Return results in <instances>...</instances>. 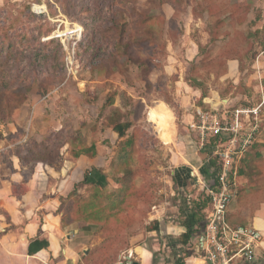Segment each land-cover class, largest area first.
I'll return each instance as SVG.
<instances>
[{
	"label": "rangeland",
	"instance_id": "374dc122",
	"mask_svg": "<svg viewBox=\"0 0 264 264\" xmlns=\"http://www.w3.org/2000/svg\"><path fill=\"white\" fill-rule=\"evenodd\" d=\"M143 16L154 17L155 21L153 29L147 31L149 46L139 54L134 48L136 42L131 48L118 46L116 25L127 18L134 31L136 21L145 25ZM1 28L10 34L30 30L41 33L38 41L16 40L17 48L6 66L8 73L3 76L0 89L24 94L17 108L0 113V145L6 149L0 160L5 169L10 167L11 154L40 144L48 150L25 153L23 163L29 165L34 158L41 157L58 164L65 152L71 155L67 133L77 130L101 150L102 164L98 168L107 178L106 189H117L115 178L122 174L117 163L122 140L110 138L108 128L116 120L131 121L125 135L136 140L137 151L130 160L135 196L123 212L102 225H88L80 220L68 224L70 233L83 243L80 248L86 249L85 258L82 256L85 264L124 261L125 249L131 241L136 243L139 234L151 225L150 219L161 205L185 203L196 208L193 192H197V186L191 188V196L182 194L183 198H178L174 167L184 156L194 166L202 162L204 172L209 166L205 159L210 158L211 146L199 149L200 157L191 148L192 155L176 153L177 141L183 145L186 140L194 146L190 138H197L181 122L174 101L175 89L183 91L182 87L175 83L167 95L162 86L166 84L163 76L150 88L144 82L154 68H161L167 53L180 59L174 64L177 70L188 73L193 67L190 75L203 80L208 103L251 108L264 96V0H0ZM200 30L205 32V44H200ZM184 36L203 48L195 56L196 67L195 58L186 60L182 55ZM135 56H148L143 68L137 66L132 58ZM228 60L238 61V69L220 81L218 77L226 72ZM176 75L171 78L176 79ZM163 98L169 99L170 104H164ZM6 102L4 99L3 103ZM159 113L170 117L167 144L161 140L165 135L160 126L152 121ZM259 114L261 131L253 145L262 157L255 163L263 170L259 183L264 185V104ZM89 190L88 185H78L74 193L85 196ZM200 193L197 198L202 195V202L198 207L205 202ZM73 210L74 203L65 205L66 213L72 214ZM199 211L198 216H202Z\"/></svg>",
	"mask_w": 264,
	"mask_h": 264
},
{
	"label": "crops",
	"instance_id": "0c3cea01",
	"mask_svg": "<svg viewBox=\"0 0 264 264\" xmlns=\"http://www.w3.org/2000/svg\"><path fill=\"white\" fill-rule=\"evenodd\" d=\"M199 33L202 35L199 38L200 44H205L207 42L205 32L200 30ZM183 38L186 45L183 39L182 55L186 60H193L199 54L200 45L192 39L187 40L185 36ZM164 58L161 68H154L147 79L153 86L158 77L163 76L166 84H160L167 95L172 92L171 87L175 83L176 86L179 84V87H182L183 91L175 89L174 101H176L177 110L180 111L177 113L179 112L181 122L188 130L195 107L200 105V102L207 107L204 101L207 102L208 97L202 98L201 90L188 84L187 71L184 72L181 68L176 69L175 65L180 62L177 56L167 53ZM195 61H197L196 58ZM238 64V61L228 60L226 72L218 79L223 81L229 77L237 71ZM175 74L177 78H171ZM169 99L171 101L170 97ZM168 100L162 99L164 104L169 105ZM145 107L149 109L147 105ZM169 118L165 113H159L152 118V121L160 126L159 130L165 137L168 135L166 131ZM108 136L118 138L112 127L108 128ZM190 139L194 141V146L188 145L185 140L184 148H182L183 145L177 141L174 145L175 152H188L192 155L190 152L193 149V153L199 155V149L204 148L199 147L197 138ZM96 149L97 155L93 158L84 155L74 158L65 152L58 164L31 162L27 165L11 154L8 170L4 168L0 160V264H85L82 256L85 258L86 249L80 248L83 243L78 237L77 240L74 238L75 234L70 233L68 226H62V212L59 206L60 200L83 180L87 169L92 166L99 167L102 164L101 150L97 146ZM4 150L6 149L0 145V154ZM209 153L212 154L211 147ZM178 159L180 161V158ZM208 160L209 158H206L205 162L208 163ZM202 164L200 162V165L194 166L181 156V161L177 167H174L178 198H183L182 194L191 196V188L197 186V192H193L195 202L197 201L196 208L192 209L188 203V206L185 203L179 206L170 204V207L161 205L156 215L150 219L151 223L149 222L153 225V221L159 220L156 225L158 229H144L136 239L137 242L131 241L130 246L125 249L122 254L124 261L118 260L117 264H205L198 247L203 236V229L195 223V218L198 217L199 209L203 212L206 202L198 207L202 202V195L199 196L200 199L197 198V195L202 192V184L196 181L195 177L190 176V173L194 172L199 180L204 182L205 177L201 172ZM239 166L240 162L235 176L236 194L227 208L226 218L231 225H249L261 232L262 240L256 248L255 258L251 264H264V185L257 179L251 184L248 177L238 173ZM166 208L170 209L171 214ZM72 229L77 232L75 228ZM190 230L194 232L183 244L181 236Z\"/></svg>",
	"mask_w": 264,
	"mask_h": 264
},
{
	"label": "trees",
	"instance_id": "16d2710c",
	"mask_svg": "<svg viewBox=\"0 0 264 264\" xmlns=\"http://www.w3.org/2000/svg\"><path fill=\"white\" fill-rule=\"evenodd\" d=\"M123 12V11H122ZM154 17H144L141 18L142 23L145 22L144 26H141L138 21L135 22L137 28L133 31L129 28L130 21L126 18L125 21H122L120 24L116 25L118 30V41L117 45L124 48H131V45L136 42V46L134 47L138 54L141 50L145 49L149 46V41L147 39V31H151L153 29ZM162 23L164 22V17L161 19ZM158 22V21H157ZM141 28V29H140ZM139 29V31H137ZM0 88L2 83L4 82V75L8 73L6 66L8 65L9 60L15 53L17 48L16 40L19 38L26 39V41L35 38L38 41V37L41 35L40 30L31 31L29 33H18L14 32L12 34L7 33L6 29H0ZM37 34V35H36ZM39 34V35H38ZM51 40V39H50ZM48 42V41H46ZM135 45V44H134ZM203 52V48L199 46V53ZM150 57V54H148ZM146 57H132L134 61L137 63V66H141L145 64L147 59ZM203 56L201 55V60ZM127 59V58H126ZM151 60V58H150ZM198 61L194 62V66ZM200 64V63H199ZM201 65V64H200ZM203 65V64H202ZM147 66V65H145ZM193 66V65H191ZM153 64L151 66V69ZM193 68V67H192ZM192 68L189 69L188 75L186 76V81L192 87L199 88L202 93V98L206 96V88L204 87V82L202 79L196 76H191ZM150 69V70H151ZM192 69V70H191ZM149 70V71H150ZM144 82L147 88L151 87V83L148 81L147 77H144ZM6 99L7 102L3 103V100ZM24 100V94L20 91H9L8 88L0 89V113L6 112L10 113L12 110L17 108L18 105L22 103ZM201 106H204L202 102H200ZM4 108V109H3ZM119 112V111H118ZM5 114V113H4ZM122 116L124 113H120ZM112 130L117 133L118 138L121 139L119 143V151H118V161L117 163L121 165L119 172H121V176H116L115 178L119 187L114 190H108L107 185L108 181L103 173L98 167L92 166L84 172L83 180L76 184L72 191L68 193V195L60 200L59 210L62 212L61 216V224L62 226H68L71 224L73 220H80L86 222L88 224H103L110 219L116 218L117 215L123 212L126 207L130 203V199L133 198L136 194V183L131 178L133 177V172H131L134 167H132L130 160L133 159L136 153V140L135 137L130 135H125L126 129L131 126V121L126 120H116L113 123H110ZM67 140L69 141V152L72 157L76 158L80 155H84L89 158H93L97 155L96 145L94 143H88L84 135L80 131H73L67 133ZM62 146V145H60ZM256 146L252 145L249 151L245 154V156L240 161V166L238 169V173L240 175H244L248 177V181L253 184L256 179L259 178L263 174V170L259 166H257L258 160H260L261 154L258 149H255ZM47 151L48 148L46 145L40 144L36 146H31L26 148L23 153L20 151H16L13 153L18 157L20 162H24L26 160L23 155L26 154H37L38 150ZM58 149V148H57ZM33 162H46L48 164H52L49 161L47 162L45 158H34ZM257 160V161H256ZM209 168L205 169L203 173L205 177V184L212 185L214 180L212 179L215 172L218 168V161L215 156L212 154L208 160ZM250 164V165H249ZM210 169V170H209ZM118 172V173H119ZM253 176V177H252ZM256 176V177H255ZM209 178V179H208ZM78 185H88L90 190L89 193L85 196L79 195L77 196L74 192L76 191ZM69 202L74 203V210L72 214L66 213L65 205H68ZM71 216H73L71 218ZM159 220L153 221V225L146 227V230H157ZM195 223L198 226H201V229L204 228V215L198 216L195 218ZM194 231L190 230L185 232L181 236V242L184 244L187 240L192 236Z\"/></svg>",
	"mask_w": 264,
	"mask_h": 264
},
{
	"label": "built area",
	"instance_id": "2783aa9c",
	"mask_svg": "<svg viewBox=\"0 0 264 264\" xmlns=\"http://www.w3.org/2000/svg\"><path fill=\"white\" fill-rule=\"evenodd\" d=\"M209 103L204 101L207 107H195L192 122L188 125L196 133L199 147L211 146L212 155L218 161L212 185H206L196 173H190L202 184L206 202L199 251L205 264H251L262 234L253 226L231 225L226 212L236 194L238 164L261 131L259 112L264 96L257 106L251 108H226Z\"/></svg>",
	"mask_w": 264,
	"mask_h": 264
},
{
	"label": "bare ground",
	"instance_id": "6f19581e",
	"mask_svg": "<svg viewBox=\"0 0 264 264\" xmlns=\"http://www.w3.org/2000/svg\"><path fill=\"white\" fill-rule=\"evenodd\" d=\"M161 140L164 141V143L170 142V135L169 134L166 135V137L165 138H161Z\"/></svg>",
	"mask_w": 264,
	"mask_h": 264
}]
</instances>
